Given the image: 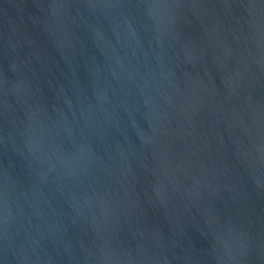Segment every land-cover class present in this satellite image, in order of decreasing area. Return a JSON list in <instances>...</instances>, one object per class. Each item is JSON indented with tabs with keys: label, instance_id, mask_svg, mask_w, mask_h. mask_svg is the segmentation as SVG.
<instances>
[{
	"label": "water",
	"instance_id": "1",
	"mask_svg": "<svg viewBox=\"0 0 264 264\" xmlns=\"http://www.w3.org/2000/svg\"><path fill=\"white\" fill-rule=\"evenodd\" d=\"M0 264H264V0H0Z\"/></svg>",
	"mask_w": 264,
	"mask_h": 264
}]
</instances>
